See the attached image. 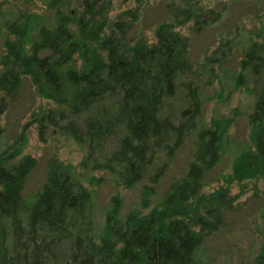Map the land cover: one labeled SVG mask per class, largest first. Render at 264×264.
I'll list each match as a JSON object with an SVG mask.
<instances>
[{"label": "trees", "instance_id": "trees-1", "mask_svg": "<svg viewBox=\"0 0 264 264\" xmlns=\"http://www.w3.org/2000/svg\"><path fill=\"white\" fill-rule=\"evenodd\" d=\"M47 3L49 20L13 11L2 23L0 115L21 100L29 79L39 96L60 107L46 113L48 125L86 149L82 167L108 173L127 189L150 184L151 194L195 135L193 161L146 214L132 210L122 218L112 200L99 231L94 192L56 157L42 189L25 196L38 161L22 157V132L0 152V264H198L206 237L225 224L224 210H216L224 194L203 189L226 152L230 122L200 126L202 87L181 29L201 32L221 13L208 9L205 15L214 17H204L197 2L184 8L172 1L149 40L131 38L133 23L125 18L131 14L113 19L106 0ZM242 54L237 82L250 79L256 101L251 144L235 158L232 182L264 179V41L250 39ZM255 264H264V245Z\"/></svg>", "mask_w": 264, "mask_h": 264}, {"label": "rangeland", "instance_id": "rangeland-1", "mask_svg": "<svg viewBox=\"0 0 264 264\" xmlns=\"http://www.w3.org/2000/svg\"><path fill=\"white\" fill-rule=\"evenodd\" d=\"M106 1L111 5L113 19L120 18L125 12L131 14L125 18L133 23L130 32L133 39L153 38L154 30L164 18L166 6L172 1L184 8L197 2L204 17H214L205 15L208 9L221 13L216 23L201 32L196 33L192 25L181 29L182 34L191 40V60L197 73V83L202 87L203 117L200 126H210L215 119L230 122L225 137L226 152L220 163L207 173L203 189L204 194H224L216 210H224L225 224L218 232L206 237L197 260L198 264H255L264 245V179L232 182L229 178L235 158L251 144L249 116L256 99L251 92L252 81L246 78L238 83L237 77L248 41H264V0ZM48 7L47 0H0V58L6 37L2 23L8 14L22 11L49 20L51 13ZM54 110L59 111L60 107L39 96L31 81L25 79L21 100L10 111L0 115V152L25 131L27 141L22 157L31 156L38 161L26 186V197L42 189L52 158L70 164L85 186L94 192V214L99 231L106 227L108 214L115 205L112 200L119 201L122 218L132 210L146 214L161 205L173 180L183 178L193 161L195 135L177 152L168 172L151 194L148 193L150 184L124 188L108 173L91 172L82 167L86 149L48 125L46 113ZM40 121L43 122L46 142L41 139Z\"/></svg>", "mask_w": 264, "mask_h": 264}]
</instances>
